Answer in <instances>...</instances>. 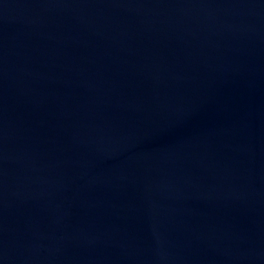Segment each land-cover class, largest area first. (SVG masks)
<instances>
[{"label": "water", "instance_id": "95a60500", "mask_svg": "<svg viewBox=\"0 0 264 264\" xmlns=\"http://www.w3.org/2000/svg\"><path fill=\"white\" fill-rule=\"evenodd\" d=\"M0 264H264V0H0Z\"/></svg>", "mask_w": 264, "mask_h": 264}]
</instances>
